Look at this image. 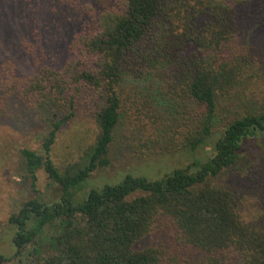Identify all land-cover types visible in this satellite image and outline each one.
Listing matches in <instances>:
<instances>
[{
	"label": "trees",
	"instance_id": "16d2710c",
	"mask_svg": "<svg viewBox=\"0 0 264 264\" xmlns=\"http://www.w3.org/2000/svg\"><path fill=\"white\" fill-rule=\"evenodd\" d=\"M111 7L93 32L76 38L75 57L62 68L44 65L21 77L8 66L0 75V116L14 101L50 111L40 149L19 150L32 194L8 217L14 252L0 254V264H264V155L251 157L247 145L264 140V107L250 101L263 78L264 49L256 56L237 41L246 17L253 37H264V0H121ZM188 46L202 53H186ZM129 79L160 88L124 90ZM83 87L100 99L93 142L74 141L77 156L58 163L54 147L76 117ZM232 96L240 111L227 110ZM123 125L137 158L164 142L192 156L211 151L161 179L127 175L85 193L92 175L112 166ZM41 170L55 202L37 189ZM254 170L256 186L247 190L238 179ZM234 178L231 189L226 181ZM145 239L151 243L137 249Z\"/></svg>",
	"mask_w": 264,
	"mask_h": 264
},
{
	"label": "rangeland",
	"instance_id": "374dc122",
	"mask_svg": "<svg viewBox=\"0 0 264 264\" xmlns=\"http://www.w3.org/2000/svg\"><path fill=\"white\" fill-rule=\"evenodd\" d=\"M120 1L0 0V75H4L8 66L21 77L30 75L44 65L62 68L69 59L75 57L72 44L76 38L93 32L98 14L111 6L119 7ZM249 22L250 19L246 17L240 23L238 45L241 50L250 49L258 56L264 49V37H253L256 29H251ZM185 52L201 54L202 50L188 46ZM260 72L263 78L258 79L261 83L254 88V93L258 95L250 100L251 106L255 107H264V64ZM123 86L124 90L135 92L157 91L160 88L156 81L138 82L133 79H129ZM234 96L228 100L227 105V110L230 108L231 112L240 111L237 107L239 101ZM76 98V117L63 127L54 147L52 157L58 163L71 159L67 157L76 152V148H70L74 141L83 144L93 142L96 132L94 117L99 108V94L83 87ZM10 107L11 116L10 113L7 117L0 116V254L7 257L14 252L12 237L15 232L14 228L10 229L7 225L8 217L32 194L20 176L19 150L22 147L40 149L41 137L50 127L47 122L49 109L17 101L12 102ZM225 115H228L226 111L222 116ZM126 127L123 125L120 128V138L113 147L112 166L94 173L85 183V193L92 188L101 189L106 184L121 183L127 175L161 179L174 169L191 165L194 160H204L205 155L211 151V147H208L192 156L186 152L170 151L164 148V142L152 144L147 157L137 158L132 147L134 141L128 137ZM247 145L251 157L264 155V140H253ZM255 176L256 172L250 173L238 179V182L243 188L254 190ZM236 183V178L226 181L231 189H236ZM37 189L45 201L55 202L59 199L56 192L48 187L47 174L43 170L38 173ZM150 243L151 240L145 239L137 249H143Z\"/></svg>",
	"mask_w": 264,
	"mask_h": 264
}]
</instances>
